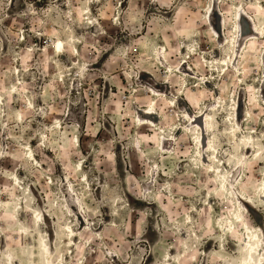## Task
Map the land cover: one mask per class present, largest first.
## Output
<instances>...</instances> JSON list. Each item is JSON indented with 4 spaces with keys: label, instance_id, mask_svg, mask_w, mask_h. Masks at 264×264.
I'll return each mask as SVG.
<instances>
[{
    "label": "rangeland",
    "instance_id": "1",
    "mask_svg": "<svg viewBox=\"0 0 264 264\" xmlns=\"http://www.w3.org/2000/svg\"><path fill=\"white\" fill-rule=\"evenodd\" d=\"M0 264H264V0H0Z\"/></svg>",
    "mask_w": 264,
    "mask_h": 264
},
{
    "label": "bare ground",
    "instance_id": "2",
    "mask_svg": "<svg viewBox=\"0 0 264 264\" xmlns=\"http://www.w3.org/2000/svg\"><path fill=\"white\" fill-rule=\"evenodd\" d=\"M253 28V27H252ZM254 31V30H253ZM181 69H183V71H186V70H184V67L183 68H181ZM145 113L146 114H149V115H151L152 113L150 112V111H145ZM208 127H209V120H208V118H205V119H203V126H202V129H203V131H204V129H208ZM200 135H201V133L199 134L198 133V137H196V139L200 142L201 141V143L203 144V146L205 147L207 144L204 142V139H201L200 140ZM226 181L224 180L223 181V183H224V188H225V190L227 191V192H229V190H230V188L229 187H227V183H225ZM21 205L23 206V202L21 203ZM19 206V208H22V206ZM248 237V240L247 241H245L246 242V246H245V248L247 249V251L248 252H252V248H253V246L254 245H257V246H259V244H260V242H263V240L261 239V237L258 235H256L252 230H250V228L248 227V235H247ZM253 238L254 239H256L257 241L256 242H252L253 241ZM252 254V253H251ZM259 254H261V253H259Z\"/></svg>",
    "mask_w": 264,
    "mask_h": 264
}]
</instances>
